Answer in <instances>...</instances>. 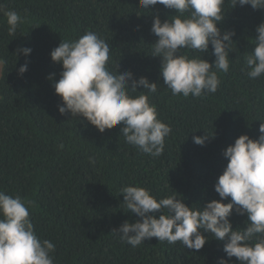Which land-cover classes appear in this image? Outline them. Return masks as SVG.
Returning a JSON list of instances; mask_svg holds the SVG:
<instances>
[{
  "label": "trees",
  "instance_id": "1",
  "mask_svg": "<svg viewBox=\"0 0 264 264\" xmlns=\"http://www.w3.org/2000/svg\"><path fill=\"white\" fill-rule=\"evenodd\" d=\"M0 5L24 18L10 36L0 11V58L5 60L0 78V191L35 201L29 209L31 221L37 236L55 245L54 260L75 264L78 254L91 255L92 264H218L228 259L223 243L213 236L196 251L157 238L133 248L111 233L125 221L139 220L122 204L124 186L143 187L157 200L175 191L190 208L203 209L220 199L214 186L228 163L223 151L241 135L258 138L264 123V76L249 79L243 56L254 51L264 10L233 9L225 0V18L217 26L235 32L229 71L218 73L216 93L184 98L164 87L161 58L150 56L157 40L151 33L153 18L171 19L173 10L156 5L140 12L139 0H0ZM86 31L110 43V71L119 64V73L131 71L137 79L160 84L149 103L172 129L160 157L125 143L121 126L101 134L81 117L59 114L61 100L53 83L62 66L51 61L50 53L61 40H76ZM18 48L32 51L16 58ZM211 52V45L205 54L181 49L182 55L213 63ZM25 64L27 71L20 75ZM137 91L132 95L144 89ZM205 133L211 138L204 146L196 145L193 136ZM229 219L233 230L246 229V216L234 211ZM228 264L239 262L233 257Z\"/></svg>",
  "mask_w": 264,
  "mask_h": 264
},
{
  "label": "clouds",
  "instance_id": "2",
  "mask_svg": "<svg viewBox=\"0 0 264 264\" xmlns=\"http://www.w3.org/2000/svg\"><path fill=\"white\" fill-rule=\"evenodd\" d=\"M224 3L225 0H139L140 12L156 5L175 12L163 22L155 16L151 27L157 40L151 45L150 56L161 58L159 76L172 96L201 98L214 94L220 85L218 73L229 71L235 32H222L217 26L225 18ZM230 3L233 9L251 6L253 10H264V0ZM0 11L6 17L8 34L15 35L24 18L2 5ZM253 40L254 51L243 55L251 80L264 76V22L257 26ZM209 45L215 57L213 63L202 56L189 58L181 54V49L205 54ZM110 50V43L96 32L86 31L76 40H61L51 51V61L62 66L59 80L53 83L54 94L61 100L59 114H70L72 119L81 117L101 134L121 126L125 143L158 158L163 154L165 138L172 132L158 119L155 105L149 103V96L158 92L160 84L149 82L147 77L137 79L131 71L119 73V64L115 72L110 71ZM31 51L18 48L13 55L17 58L22 53L27 57ZM4 65L5 60L0 58V70ZM26 71L27 64L19 68L20 75ZM141 87L144 91L133 96ZM258 131V138L241 135L223 151L228 163L214 186L219 200H212L203 209L190 208L175 191L157 200L143 187L124 186L122 204L139 220L125 221L111 234L133 248L146 239L157 238L169 244L180 242L196 251L213 236L223 243L228 258H221L218 264H228L233 257L239 264H264V123H260ZM209 138L205 133L203 137L193 136V142L204 146ZM229 198L230 202H223ZM32 207L35 201L0 191V264H58L52 255L55 245L40 239L34 230L29 212ZM234 211L247 217L246 229L233 230L229 218ZM156 213L163 214L156 218ZM93 260L91 255L78 254L75 264H92Z\"/></svg>",
  "mask_w": 264,
  "mask_h": 264
},
{
  "label": "rangeland",
  "instance_id": "3",
  "mask_svg": "<svg viewBox=\"0 0 264 264\" xmlns=\"http://www.w3.org/2000/svg\"><path fill=\"white\" fill-rule=\"evenodd\" d=\"M1 74H2V70H0V77H1Z\"/></svg>",
  "mask_w": 264,
  "mask_h": 264
}]
</instances>
